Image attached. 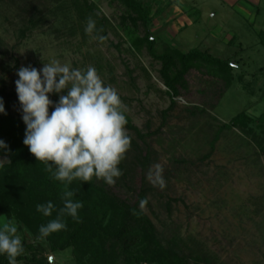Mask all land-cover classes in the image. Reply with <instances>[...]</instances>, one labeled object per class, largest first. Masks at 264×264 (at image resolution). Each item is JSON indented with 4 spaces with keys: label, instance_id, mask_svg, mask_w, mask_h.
Returning <instances> with one entry per match:
<instances>
[{
    "label": "rangeland",
    "instance_id": "obj_1",
    "mask_svg": "<svg viewBox=\"0 0 264 264\" xmlns=\"http://www.w3.org/2000/svg\"><path fill=\"white\" fill-rule=\"evenodd\" d=\"M89 1L98 17L90 12L81 18L70 2L73 11L64 19L49 12L47 0H0V79L8 92L16 91L21 66L41 69L59 60L81 70L95 67L118 91L127 123L146 135L145 141L126 126L128 134L144 150L142 156L147 149L150 154L143 160L131 142L115 184L93 177L106 192L96 219L104 218L111 228L110 220L117 221L114 201L138 204L152 227L144 244L133 249L145 260L137 262L97 232L92 249H54L53 233L38 239L49 217L29 218L14 197L0 200V227L15 224L22 257L35 254L46 264H97L105 253L113 264H166L178 255L190 264H264V0H139L151 5L149 27L127 18L131 11L120 0ZM89 17L106 37L103 42L85 33ZM149 34L157 39V54L198 48L231 66L194 61L169 109L172 92ZM181 70L176 58L172 74ZM60 95L50 99L58 102ZM10 108L20 109L17 102ZM242 112L252 121L228 126ZM0 159L2 165L11 163L9 154Z\"/></svg>",
    "mask_w": 264,
    "mask_h": 264
},
{
    "label": "clouds",
    "instance_id": "obj_2",
    "mask_svg": "<svg viewBox=\"0 0 264 264\" xmlns=\"http://www.w3.org/2000/svg\"><path fill=\"white\" fill-rule=\"evenodd\" d=\"M101 31L89 17L85 33L103 42L106 37ZM17 75L16 92L26 124L23 143L47 165L54 180L66 184L61 196L63 207L57 210L52 201L36 206L45 217L57 211L55 219L39 227L38 239L42 240L66 230L65 216L79 220L83 203L73 199L75 192L67 185L77 179L88 182L93 177L113 185L123 175L119 164L131 147L132 137L126 129L127 117L118 91L105 84L95 67L81 70L54 60L41 69L21 66ZM50 94H61L58 102L50 99ZM0 114H7L3 97ZM5 151L10 152L9 145L0 139V152ZM17 231L12 222L0 227V256H6L8 264H17L25 251Z\"/></svg>",
    "mask_w": 264,
    "mask_h": 264
},
{
    "label": "trees",
    "instance_id": "obj_3",
    "mask_svg": "<svg viewBox=\"0 0 264 264\" xmlns=\"http://www.w3.org/2000/svg\"><path fill=\"white\" fill-rule=\"evenodd\" d=\"M120 1L131 11L127 18L131 19L135 25L140 20H143L145 25L149 27L152 21L151 5H145L139 0ZM69 2L75 8L77 14H80L81 18L85 15L87 16V13L90 12L93 17H98L94 12V4L90 3L89 0H47L46 8L49 9L50 13H53V16H57L60 13L65 16L64 19H69V16H66V11H73L67 7ZM100 21L102 22L103 18L100 19ZM151 36L152 35L149 34L147 37L151 51L156 58L162 60L163 68L161 73L165 80V85L168 87V90H170L169 94L171 95L172 92V105L169 109L176 103L175 97L180 94L177 84L182 82L185 73L193 66L192 64H194V61L203 59L208 62L210 61L209 63L231 66L230 60L214 58L208 52H202L198 48L191 49L189 52L184 53L170 50V52H165L164 54H157L155 49L157 39ZM262 43L264 46V40ZM173 53H176V55ZM176 58L180 59L182 70L174 75L172 72L176 64ZM0 83L2 84V87H0V97L4 98L7 112V114H0V135L6 138L5 141L10 148V152H0V156L3 154H9L11 156V163L8 165L0 164V183L2 185L0 200L2 201L4 197L8 196V198L14 197L19 206L24 210L25 215L29 216V218L33 215L40 218L43 214L38 211H33L38 204H46L48 201H52L56 205L57 210L63 207L61 196L65 190L66 184L54 180L51 173L47 171V165L42 161H38L34 154L29 151L28 146L23 143L26 124L22 119V111L17 92H8L3 78L0 79ZM14 102L19 104L20 109L18 111H12L10 108L11 104ZM167 111L168 110H166V113ZM128 119L127 117V120ZM250 121H252V118L245 112H242L235 116L228 126H245ZM126 126L133 129L143 142L145 141L144 138L146 135L142 134L137 127L128 123ZM131 142L136 144L141 151L137 141L132 139ZM147 150L145 156H142L144 150H142L140 154L145 161L149 159L150 154L149 150ZM67 189L75 192L74 200H79L83 203V208L79 210L80 222L74 220L70 216L64 217L67 223L66 230L58 232V241L55 240L57 233H53L55 237L54 240L50 237L54 244V249H66L71 245H75L79 252L84 249V247H90L92 249L93 242L96 240L95 232H97L101 239L103 238L109 242H113L115 248L127 256L131 254L137 262L141 263L145 260L144 256L133 253L135 247L144 244L147 234L152 230L148 217L143 210L139 208L138 204L129 205L126 202L116 203L114 201V217L117 218V221L114 223V221L110 220L112 226L110 228L104 225L105 219L102 217H106L109 214L111 206L108 210L103 211L101 217L103 220L96 219L97 211L100 209L102 199L106 197V192L103 187L96 184L94 178L88 182H83L79 179L74 180L72 184L67 185ZM142 198L144 199V192L140 195V199ZM1 201L0 204H3ZM22 203H25V205L22 206ZM56 216L57 211H54L49 219H55ZM92 252H95L93 255L98 257V252L94 250H92ZM108 256L107 253L103 256H99V262L97 264H113L111 260H106ZM17 260H25L27 264H46L42 260H39L35 254H33L31 258H28V256H20ZM0 264H8V260H0ZM166 264L190 263L187 258L178 255L177 257L175 256L172 263Z\"/></svg>",
    "mask_w": 264,
    "mask_h": 264
}]
</instances>
